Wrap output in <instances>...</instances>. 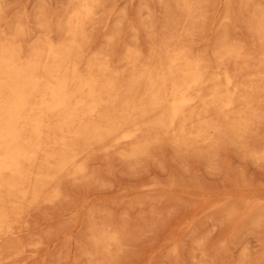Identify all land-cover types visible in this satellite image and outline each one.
I'll list each match as a JSON object with an SVG mask.
<instances>
[{
  "label": "rangeland",
  "instance_id": "obj_1",
  "mask_svg": "<svg viewBox=\"0 0 264 264\" xmlns=\"http://www.w3.org/2000/svg\"><path fill=\"white\" fill-rule=\"evenodd\" d=\"M173 3L98 0L83 60L104 56L126 79V50L148 59L170 32ZM253 8L202 0L203 15L187 25L183 45L212 68L224 43L258 57L264 43L251 30ZM70 10L66 0H0V42L13 41L23 55L39 40L61 43ZM173 16L180 34L185 21ZM224 66L242 77L234 63ZM252 104L258 116L239 138L226 133L179 148L170 135H158L137 157L125 156L128 144L94 145L81 156V175H60L10 216L0 264H264V88Z\"/></svg>",
  "mask_w": 264,
  "mask_h": 264
},
{
  "label": "bare ground",
  "instance_id": "obj_2",
  "mask_svg": "<svg viewBox=\"0 0 264 264\" xmlns=\"http://www.w3.org/2000/svg\"><path fill=\"white\" fill-rule=\"evenodd\" d=\"M66 1L71 10L61 43L39 40L23 55L13 41L0 42V234L10 216L36 202L60 175H81L82 155L94 145L128 144L125 156L137 157L156 136L170 135L175 146L190 148L226 133L239 138L258 116L252 103L264 88V53L250 57L224 43L212 68L183 45L187 25L203 15L202 0H174L170 32L153 44L149 58L126 50V79L104 56L83 60L85 30L98 0ZM241 3L254 7L251 30L264 43V7ZM174 12L185 21L180 34ZM230 62L241 78L224 66Z\"/></svg>",
  "mask_w": 264,
  "mask_h": 264
}]
</instances>
